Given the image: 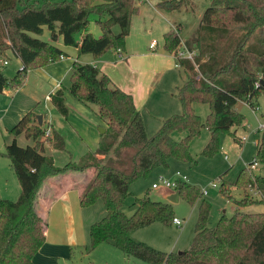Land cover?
Here are the masks:
<instances>
[{
    "label": "trees",
    "instance_id": "16d2710c",
    "mask_svg": "<svg viewBox=\"0 0 264 264\" xmlns=\"http://www.w3.org/2000/svg\"><path fill=\"white\" fill-rule=\"evenodd\" d=\"M138 1L72 0L39 4L36 0H0V58L11 51L22 64L9 80L2 73L0 60V93L21 88L28 72L53 64L64 55L51 43L31 36H40L44 28L49 31L51 41L61 38L63 45L77 50L78 56L90 54L97 59L111 49L123 50L130 19L138 13ZM210 1L193 37L184 43L189 51H195L193 61L179 60L185 73V81L177 91L182 113L163 120L153 136H147L130 95L113 86L96 66L78 62L72 64L70 92L75 94L84 87L108 120V127L93 152L77 163L55 166L44 155V146L63 151L64 140L47 126L43 117L39 124V115L33 109L8 131L11 142L5 146V155L20 194L15 202L0 201V264H33L34 255L44 244V222L35 208L44 181L60 174L88 170L92 175L83 187L80 207L88 208L101 200L105 210L104 217L89 227L90 250L110 243L127 258L144 264H264V212H240L239 207L252 205L254 200L244 193L240 200H234L230 185L221 179L222 193L236 207L232 216L223 215L214 228H209L210 205L202 202L192 244L181 254L160 252L130 238L132 232L154 223L171 225L172 204L153 201L146 192L134 200L131 216L122 211L133 182L157 168L166 169L171 160L194 164L190 143L202 129L208 131L209 138L200 155L212 158L219 151L220 135L244 124L237 103L253 107L260 96L264 99L261 83L264 82V39L248 46L251 36L264 28V0ZM157 6L170 12L178 10L180 4L158 3ZM90 16L97 17L95 23L101 31L98 38L87 32ZM114 27L119 29L118 33L113 32ZM236 30L241 36L233 50L229 53L221 49L218 41L227 39ZM259 36L264 38V33L261 31ZM179 46L176 31L163 35L166 52L174 54ZM227 76L229 79L224 80ZM49 99L59 114L66 117L64 92L57 90ZM195 103L210 108L204 122L193 111ZM175 133L185 136L176 141ZM20 135L32 140L33 145L20 147L16 142ZM233 139L238 141L234 134ZM254 159L264 165V140L257 144ZM250 172L243 169L233 186L242 191L249 187L263 194L264 177H253ZM177 191L189 203L199 196V191L187 184Z\"/></svg>",
    "mask_w": 264,
    "mask_h": 264
},
{
    "label": "rangeland",
    "instance_id": "374dc122",
    "mask_svg": "<svg viewBox=\"0 0 264 264\" xmlns=\"http://www.w3.org/2000/svg\"><path fill=\"white\" fill-rule=\"evenodd\" d=\"M38 1L71 3L72 0ZM158 1L159 3H166L167 5H177L179 3V11L171 12L170 14L173 15V18H167L168 21H162L161 26H159V20L155 21L153 16H144L143 11L147 4L143 1V5L139 7L140 13L134 15L135 17H131V19L133 18L132 39L137 37L140 33L142 36H147L149 40H156L155 42H158V45L161 46L163 33L167 32L164 31V28L169 26L168 31L174 30L179 34L180 44L185 43L186 40L193 37L203 12L211 5L210 0H180V2L177 0ZM96 19V16H90L87 32L90 34H97L96 38H98L100 36L98 35L100 33V28L95 23ZM179 26L181 27L180 29ZM261 31L264 33V28L256 31L251 36L248 46L253 43L259 44V42L264 39L259 36ZM113 32L118 33L119 29L114 27ZM31 36L43 42L51 43L57 47L59 46V48L69 51H66V54L73 56L72 53L74 52V48L63 45L61 40L60 42L51 41L49 31L46 28H44L40 36ZM240 36V31H233L227 39H220L218 41L220 48L230 53L239 41ZM5 37L7 40V34ZM7 43H9L8 40ZM0 60L7 61V64L1 67L3 75L9 80L12 79L18 70L19 64L17 59L10 51L5 57H1ZM223 79L226 80L229 79V77H223ZM184 81L185 73L182 69H174L164 77L156 91L157 96H154L153 100L150 101V103L153 104V110L148 111L149 116L147 115L146 117L144 115V117L149 118L148 127L147 129L145 128L148 137L153 136L160 128L161 121L165 120L164 116H168L167 118H169L173 115H180L182 113L177 91ZM60 83L62 87L69 88V74L66 75ZM41 85L42 83L34 79L28 84L25 83L24 86L21 87L22 89L20 88L21 90H9L10 93L7 98L0 95V201L8 200L15 202L19 197V195L15 197L16 194L14 195L12 191V186H17V179L11 167L10 160L5 155V146L11 142V136L8 131L25 113L35 108V101L39 100L38 102L40 103L36 104V106L38 105V108L36 107L37 109L45 106L46 100L44 95L49 84H47V86ZM81 89L85 88L81 87L79 90ZM33 95L35 96L34 98ZM254 104L256 108L251 111V109L242 104V102L237 103L236 109L244 117V124L238 128L231 129L229 133L220 135L219 151L212 158L208 159L200 155L209 138L208 131L202 129L200 135L195 137L190 143L189 150L192 158L195 160L194 164L171 160L166 169L157 168L150 172L145 178L138 179L131 184L129 187L130 195L125 200L124 207L122 208L126 216L132 215L134 211V200L143 197L146 192L153 201L168 203V201L161 198L159 194L161 190H152L151 188L153 184L160 185L161 178L164 180H172L175 174L179 173L181 176L187 178V185L199 191V196L193 203H189L184 197H181L180 200L172 206L174 218L181 222L180 227H177L173 223L169 226L155 223L147 228L134 232L132 236H137L140 241H135L131 236L133 241L144 243L155 250L168 254L188 250L192 244L194 229L198 218V208L202 202H206L210 205L207 223L209 228H214L223 215L227 217L232 216L236 208L227 196L222 193L220 179L230 185V195L234 200H240L244 194H247V196L254 200V204L252 205L239 207L240 212L244 214L264 212V193L262 194L249 187L244 190V192L233 186L239 173L243 169H247L253 158H255L257 143L264 140V129H259V124L264 123L263 97L260 96ZM192 108L202 122L205 121L210 113L209 106L205 104L195 103ZM233 134L235 138H238V141L239 138L242 137L245 138V141L242 144L238 143V141H234ZM184 136L185 133H175L173 137L176 141H179ZM30 144L31 141L25 142L23 138L18 141L20 147H26ZM225 157H227V160H225ZM250 173L253 177H264V165L258 164L256 169L251 170ZM212 184H217V188H213L211 186ZM162 188L166 189L162 186L159 187V189ZM203 190L207 191L205 196L200 194ZM170 191L174 192L173 189H170ZM86 211L91 213L90 216L94 218V222L101 220L105 215L104 205L101 200H98L94 205L86 208ZM131 263L144 264L134 258H127L110 243H103V245L97 246L94 250H90L89 240L85 247L83 246L81 249H77L73 262V264Z\"/></svg>",
    "mask_w": 264,
    "mask_h": 264
},
{
    "label": "crops",
    "instance_id": "0c3cea01",
    "mask_svg": "<svg viewBox=\"0 0 264 264\" xmlns=\"http://www.w3.org/2000/svg\"><path fill=\"white\" fill-rule=\"evenodd\" d=\"M36 1L39 4L43 3ZM143 1L147 4L144 7V16H153L155 21L159 20V26H161L162 21H168L167 18H173L170 13L175 11L166 12L158 8V0H139L137 2V14L140 13L139 7L143 5ZM133 17L135 16L133 15ZM168 28L169 26L165 27L164 31L168 32ZM129 32L123 50L111 49L97 59L90 54L78 56L75 48L72 53L73 56H70L66 54L67 50L52 44L64 54L60 60L27 73L24 84H28L34 79L42 83L41 86L49 84L44 95L45 106L37 109L38 105L36 106V104L40 103L39 100H36L33 110L37 115L42 116L47 126L62 136L64 140L65 148L63 151L54 150L47 144L44 146V155L51 158L55 166L60 167L69 162L77 163L83 156L93 152L100 142V136L108 127L107 119L103 118L105 116L104 111L86 89L78 90L72 94L70 87H62L60 82L66 75L69 74L70 77L74 62L96 66L102 74L110 79L113 86L130 95L146 129L149 119L146 118L147 115L149 116L148 111L153 110V104L150 101L153 100L154 96H157L158 87L167 74L174 69H181L175 66L174 55L164 50L163 38L161 46L156 42V47L153 50L150 49V44L156 40H149L147 36H142L140 33L132 39L133 18L130 20ZM92 35L97 37V34ZM98 35H101V31ZM60 40L62 41L61 38H58L56 42H60ZM17 62L19 64L18 70H20L22 64L19 59ZM60 89L64 92L65 105L68 110L66 117L59 114L49 99L50 94ZM9 93V90H4L0 95L7 98ZM242 104L249 107L251 111L256 108L255 105L251 107L244 102ZM167 117L164 116V119ZM21 138L25 142L31 141L28 146L33 145V141L26 139L23 135L16 138L17 144ZM91 175L90 170L57 175L46 179L40 187L35 208L44 222L45 242L34 255L33 264H73L77 249L85 247L89 240V227L95 222L94 218L90 216L91 213L87 212L86 208L80 207L79 198ZM12 188L13 194H16L15 197H17L20 193L18 181L17 186H12ZM152 190H161L159 193L161 198L168 201L172 206L180 200V197L175 203L168 200L175 192H171L170 189H159L158 187ZM134 232L130 234V238ZM132 239L140 241L135 235L132 236Z\"/></svg>",
    "mask_w": 264,
    "mask_h": 264
},
{
    "label": "built area",
    "instance_id": "2783aa9c",
    "mask_svg": "<svg viewBox=\"0 0 264 264\" xmlns=\"http://www.w3.org/2000/svg\"><path fill=\"white\" fill-rule=\"evenodd\" d=\"M156 47V42L152 41L150 44V49H154ZM174 58L176 60V67H180L179 65V60H189V61H193L194 56L196 55L195 51H189L184 43L180 44L179 49L177 52H175L174 54ZM2 65H6L7 61H2L1 62ZM259 129H264V123L263 124H259ZM49 134V131L46 133V135ZM245 141V138H239V143L242 144ZM225 160H227V157H225ZM258 166V163L256 162V160H252V162L249 164V166L247 167L248 170H255L256 167ZM183 184H187V178L185 176H181L179 173H176L174 178L172 180H164L163 178L160 179V185L158 184H153L152 185V189H157L158 187L162 186L164 188L167 189H173L174 191H177V189L182 186ZM213 188H217V184H212L211 185ZM207 193L206 190L201 191V195L205 196ZM173 224L176 225L177 227L181 226V222L178 219H173Z\"/></svg>",
    "mask_w": 264,
    "mask_h": 264
},
{
    "label": "water",
    "instance_id": "95a60500",
    "mask_svg": "<svg viewBox=\"0 0 264 264\" xmlns=\"http://www.w3.org/2000/svg\"><path fill=\"white\" fill-rule=\"evenodd\" d=\"M261 83L264 85V82L261 81ZM38 120H39V124H41V120H42V116H38ZM179 198V192L175 191L172 196L168 199L171 203H175L178 201ZM178 254H181V252H179Z\"/></svg>",
    "mask_w": 264,
    "mask_h": 264
}]
</instances>
